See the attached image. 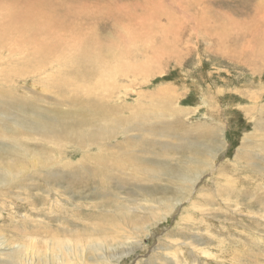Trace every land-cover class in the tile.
Wrapping results in <instances>:
<instances>
[{"label":"rangeland","instance_id":"obj_1","mask_svg":"<svg viewBox=\"0 0 264 264\" xmlns=\"http://www.w3.org/2000/svg\"><path fill=\"white\" fill-rule=\"evenodd\" d=\"M42 2L0 0V152L6 102L38 117L12 96L51 115L112 94L130 119L102 152L47 162L26 133L0 158V264H264V0Z\"/></svg>","mask_w":264,"mask_h":264},{"label":"bare ground","instance_id":"obj_2","mask_svg":"<svg viewBox=\"0 0 264 264\" xmlns=\"http://www.w3.org/2000/svg\"><path fill=\"white\" fill-rule=\"evenodd\" d=\"M43 2H44V0H43ZM32 16L33 15L31 13V17ZM36 17L38 18L37 14H36ZM31 23L32 22H30V24ZM35 52L36 53L32 54V56L30 58L36 59L33 63L38 62V61L39 62L35 66H33L32 62L30 63L29 58H28V66L30 67V69H29L30 73H34L36 75H39V74H41L42 70H44L43 65L41 63L42 54L39 52V50L37 48H36ZM104 56H103V54H101L102 59L104 58ZM69 57L72 58V56H69ZM87 57H88L87 63L89 66L93 61L97 60L100 57V52H98V51L97 52H95V51L94 52H86V53L81 54L80 56H78L75 59H70L68 57H60L58 59L60 61L62 60V63L60 66L62 68H64V66H69V65H72L74 63L84 61L87 59ZM103 60L105 61V64H106L107 60H105V59H103ZM0 69H1V67H0ZM105 70H106L105 66H103V67L97 66L94 69V72L97 76H99ZM17 71H16V73H17ZM10 74H11V72H10ZM81 74H82V76H85L83 73H81ZM60 80H61L60 85H62L66 82L64 79H59V81ZM111 96H112V94H108L107 96H105L103 98L100 96V99H98V98H88L87 99L86 98L87 100H83L82 98H78L76 96L71 97L66 101V106H68L69 108L62 109V111H56L55 110V112L52 113V114H55L54 117L51 116L52 114L51 115L49 114L48 110L38 107L33 102H30L29 100L27 102L26 100H23L19 97L12 96L11 100H13L15 103H18L22 106H27L38 117L35 121L30 122V120H29L30 118L28 116V122L24 124L23 123L24 113L20 112L19 114H21V115H18V114L8 115V113H10L11 110L17 109V110L22 111L23 109L19 106H16L14 108L13 104L11 103L10 100L4 104V106L1 109L5 110L2 113V117L5 119L6 124L8 126H11V125L15 126V124L17 122H19L20 128H18V127L5 128L1 131V135L3 137V140L6 141L5 143L7 144V147L4 149H1V151L3 153L0 152V158L3 160V157L6 155L5 153H8V152L11 154V156H13V154L17 153L18 149H23L24 151L26 149L28 150V147H25L18 140L20 137L26 136V133H28V141H31V140L32 141L33 140L39 141L40 146L45 147L43 150V155L41 156V158L45 157L47 162L53 161V158H50V157L52 156V154H53V156H55L57 153V152L53 153L54 150L52 149V147L54 146V144H57V148L60 150L62 149V146H63V148L66 147L65 146L66 144H71L73 147H76L77 149H81V150L87 149L86 151H82L83 153H87L88 151L90 152V150L92 149V148L90 149V147L95 146L96 150L99 152L104 147L103 141L107 140V139H111L113 137L112 134H114V130H116L118 128L119 123L121 121H128L130 119L129 117H123V116L118 117L117 116V114L121 110V108L116 105L117 102H113V103L111 102L113 100V99H111ZM109 98L111 99V101H109ZM108 101L110 102L111 107H109V105L106 104ZM71 108H73L75 110L74 113L71 112ZM90 109H93V113L90 112ZM106 111H108V113L110 115V117H109L110 119L107 117L108 114ZM89 112H90V114H88ZM114 117H117L116 122H114L112 120V118H114ZM32 129H35L34 131H39V133H41L40 134L41 137H38L37 139L30 138V137H33L32 136L33 134L30 135V132H29ZM26 130H28V131H26ZM122 133H126V132L125 131L119 132L118 134H119L120 138L123 137ZM18 134H20L22 136H20ZM42 143H44V144H42ZM119 144H121V143H119ZM105 145H106V143H105ZM116 146H118V144ZM20 152H22V151H20ZM101 152H102V150H101ZM111 152H113V150ZM113 153L115 154V152H113ZM59 154H63V153H59ZM19 155H21V154L19 153ZM58 156L59 155H57V157ZM101 158H102V156L98 155L97 161L101 162L100 161ZM108 158H110V157H108ZM10 160L11 159L8 158L7 161H10ZM46 161L43 162L42 164L46 165L47 164ZM104 161H107V160H104ZM211 161H212V159H211ZM98 162H97V164H98ZM99 166H100V169L103 171H108L110 169V168L106 167L105 165H103V163H102V165H99ZM101 170H98V169L93 170L92 172H90V174H95V175L100 174L101 175L103 173ZM48 176L50 177L52 175H48ZM108 177H109V175L107 177L105 176V178H108ZM3 178L9 180V178H7L6 176ZM24 185H27V184H24Z\"/></svg>","mask_w":264,"mask_h":264}]
</instances>
